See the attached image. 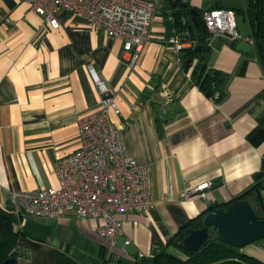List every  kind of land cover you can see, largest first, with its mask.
<instances>
[{
    "label": "crops",
    "instance_id": "1",
    "mask_svg": "<svg viewBox=\"0 0 264 264\" xmlns=\"http://www.w3.org/2000/svg\"><path fill=\"white\" fill-rule=\"evenodd\" d=\"M141 1L156 12L149 43L129 66L122 41L91 28L83 16L60 10L54 29L23 0H0V214L19 232L16 264H55L57 252L80 264H139V252L167 243L208 205L226 206L256 183L264 158V67L256 43L209 40L207 67L228 74L217 101L185 70L183 51L167 42L184 32L163 9L167 0ZM181 1L199 11L235 10L239 32L254 38L246 0ZM193 32L197 45L203 33ZM90 64L115 94L120 113L111 119L127 154L148 167L153 200L145 211L122 215L114 247L97 233V218L28 217L10 201L12 191L58 186L55 161L79 147L77 120L100 99ZM208 179L206 198L180 197ZM125 238L131 242L122 251ZM239 250L264 261V239Z\"/></svg>",
    "mask_w": 264,
    "mask_h": 264
},
{
    "label": "built area",
    "instance_id": "2",
    "mask_svg": "<svg viewBox=\"0 0 264 264\" xmlns=\"http://www.w3.org/2000/svg\"><path fill=\"white\" fill-rule=\"evenodd\" d=\"M28 9L42 16L45 27L57 28L56 13L64 10L81 15L93 29L122 41V55L127 54V63L134 66L140 60L151 39L156 7L141 0H23ZM208 34L207 40L219 36L229 41H246L237 28L235 10L226 7H209L201 14ZM188 31L174 32L167 42L176 50L184 49L194 40ZM253 40V39H252ZM100 99L96 108L84 112L77 120L79 147L55 161L54 173L57 187L17 190L10 194L14 210L23 216L59 219L65 213H75L81 218H97V233L111 247L123 234L122 215L142 212L153 205L149 187L148 167L127 154L121 129L111 115H118L120 108L115 94L99 79L93 66L87 65ZM213 93V98L218 97ZM165 99L170 100L168 93ZM211 180L199 181L183 189L181 198L196 196L206 198ZM125 238L121 250L130 243ZM150 253H138L146 258Z\"/></svg>",
    "mask_w": 264,
    "mask_h": 264
},
{
    "label": "trees",
    "instance_id": "3",
    "mask_svg": "<svg viewBox=\"0 0 264 264\" xmlns=\"http://www.w3.org/2000/svg\"><path fill=\"white\" fill-rule=\"evenodd\" d=\"M246 3L249 24L254 35L261 65L264 67V0H246ZM163 9L170 10L173 18L172 20L174 24L179 27V30L185 31L187 24L191 23L190 16H186L185 24L181 21V14L185 9L195 10L197 12V23L200 26H204L201 17L202 10L199 11L191 7L187 2L181 0H167ZM205 33V36L201 34L197 39V44H203L202 51L200 53H195L193 50L194 47L184 48L182 50L181 60L184 67L186 61H190L187 70H190L191 78L204 92L210 88L214 89V91H219V98L217 100L219 101L223 96L221 87L228 74L219 70H211L207 67L208 34L206 29ZM262 181H264V179H262ZM262 181L255 183L253 187L244 191L235 199L250 198L256 187L264 185ZM220 206L221 205L218 204L208 205L203 213L190 220L186 225L180 227L177 234L167 241V243L154 246L150 251V256L140 258L139 264H264V261L249 256L241 252L239 248L229 246L218 240L206 243L200 250L194 253L185 252L177 246L175 239L183 229L188 226L196 225L197 220L200 219L204 213L212 211ZM18 236L19 232L14 229L10 217L5 214H0V264L9 256L16 257ZM55 264L80 263L65 253L57 252ZM102 264H106V260H104Z\"/></svg>",
    "mask_w": 264,
    "mask_h": 264
},
{
    "label": "water",
    "instance_id": "4",
    "mask_svg": "<svg viewBox=\"0 0 264 264\" xmlns=\"http://www.w3.org/2000/svg\"><path fill=\"white\" fill-rule=\"evenodd\" d=\"M196 14L193 9H185L181 14L183 24L186 23V16H190L191 23L187 24L186 31L191 40H195L194 27H200L203 35L206 34L204 26L197 23ZM202 49L203 44H197L193 50L195 53H200ZM189 62L187 60L185 63V70L188 69ZM214 92V89L210 88L205 91V95L212 96ZM218 98L219 95L215 99ZM262 179H264V158L261 161V171L255 174L256 183L261 182ZM261 239H264V185L256 187L250 198L235 199L226 206L204 213L197 220L196 225L183 229L177 235L175 242L183 251L194 253L214 240L241 249ZM1 264H16V258L9 256Z\"/></svg>",
    "mask_w": 264,
    "mask_h": 264
},
{
    "label": "rangeland",
    "instance_id": "5",
    "mask_svg": "<svg viewBox=\"0 0 264 264\" xmlns=\"http://www.w3.org/2000/svg\"><path fill=\"white\" fill-rule=\"evenodd\" d=\"M239 21H240V19H239ZM243 32H245V29H243ZM250 35V39H251V44H255V39L252 37V33L250 32V31H247ZM253 39V40H252Z\"/></svg>",
    "mask_w": 264,
    "mask_h": 264
}]
</instances>
